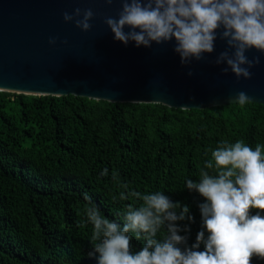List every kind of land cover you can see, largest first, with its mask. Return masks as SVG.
I'll list each match as a JSON object with an SVG mask.
<instances>
[{
    "label": "trees",
    "instance_id": "obj_1",
    "mask_svg": "<svg viewBox=\"0 0 264 264\" xmlns=\"http://www.w3.org/2000/svg\"><path fill=\"white\" fill-rule=\"evenodd\" d=\"M220 140L264 145V104L181 109L0 89V264H95L87 257L92 226L77 221L91 203L123 225L130 201H112L123 190L112 180L114 169L130 190L160 191L189 207L194 220L175 222L190 228L178 233L188 237L178 247H191L201 230L207 239L198 206L206 198L186 181H199ZM104 168L107 176L100 175ZM145 242L133 236L132 252Z\"/></svg>",
    "mask_w": 264,
    "mask_h": 264
},
{
    "label": "clouds",
    "instance_id": "obj_2",
    "mask_svg": "<svg viewBox=\"0 0 264 264\" xmlns=\"http://www.w3.org/2000/svg\"><path fill=\"white\" fill-rule=\"evenodd\" d=\"M113 0H105L111 4ZM117 16H106L113 39L127 46L151 48L175 41L173 51L180 57L182 66L193 60L205 61V53L216 51V40L226 42V49L213 61L226 64L237 79H251L250 71L260 63V57L252 59L246 52L255 48L264 53V0H120ZM96 14L93 9L79 7L71 13L65 11V22H74L82 31L92 28L90 21ZM127 28V31L125 30ZM222 29V31H219ZM56 37L49 38L55 45ZM67 44V40L62 41ZM189 76L193 75L189 69ZM252 100L244 91L235 94L236 102L243 106ZM213 159L206 160L199 169V181H186L189 190H195L206 198L199 204L203 230L191 247L187 245L188 225L183 228L177 221H193L189 207L173 202L163 192L142 193L129 189L121 182L120 174L112 171L116 187L123 189L111 195L113 202L130 201L124 205V223L110 220L100 209L89 203L83 210V219L77 226L91 224L92 249L87 257L95 264H252L253 258L264 260V145L253 149L243 140L230 143L220 140L211 151ZM213 160L215 163H213ZM212 171L215 175L210 174ZM101 176L108 175L104 168ZM84 199L91 201L85 193ZM140 202L137 206V202ZM179 209V212H177ZM252 209L259 211L252 214ZM80 215V213H77ZM133 236L146 241L143 247L132 252ZM204 244V250L198 249Z\"/></svg>",
    "mask_w": 264,
    "mask_h": 264
},
{
    "label": "water",
    "instance_id": "obj_3",
    "mask_svg": "<svg viewBox=\"0 0 264 264\" xmlns=\"http://www.w3.org/2000/svg\"><path fill=\"white\" fill-rule=\"evenodd\" d=\"M77 7L96 14L89 31L64 21L63 13ZM120 9V0H0V89L181 109L216 106L244 91L250 101L264 104V53L246 52L249 59L260 57L251 79L238 80L230 69L221 71L226 64L213 63L227 47L219 38L205 61L182 66L175 41L145 48L114 40L104 18ZM50 37L57 38L55 45Z\"/></svg>",
    "mask_w": 264,
    "mask_h": 264
}]
</instances>
